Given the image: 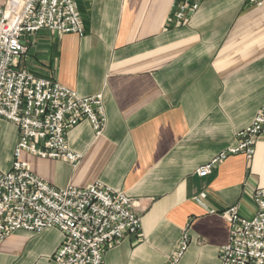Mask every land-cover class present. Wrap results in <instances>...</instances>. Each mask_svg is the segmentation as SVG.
<instances>
[{
	"label": "crops",
	"instance_id": "0c3cea01",
	"mask_svg": "<svg viewBox=\"0 0 264 264\" xmlns=\"http://www.w3.org/2000/svg\"><path fill=\"white\" fill-rule=\"evenodd\" d=\"M174 2L78 0L84 36L41 30L20 60L82 97L103 95V134L89 121L67 134L79 162L21 156L54 187L100 183L133 199L140 236L108 249L103 264H166L185 232L178 264H221L230 235L222 212L238 205L252 218L253 193L264 189V140L250 160L237 153L198 173L235 147L264 105V6L203 0L180 25ZM18 140L17 126L1 117V172L12 168ZM63 237L55 228L16 232L0 240V264H57Z\"/></svg>",
	"mask_w": 264,
	"mask_h": 264
},
{
	"label": "built area",
	"instance_id": "2783aa9c",
	"mask_svg": "<svg viewBox=\"0 0 264 264\" xmlns=\"http://www.w3.org/2000/svg\"><path fill=\"white\" fill-rule=\"evenodd\" d=\"M202 1L175 0V23L186 22ZM244 1L264 6V0ZM41 30L84 36L78 0H8L0 6V118L19 130L13 166L0 171V240L19 231L41 234L55 228L64 235L54 255L57 264H103L108 249L129 236H140L141 216L133 199L100 183L85 188L54 187L21 159L27 153L75 164L81 157L70 150L68 132L89 121L100 136L107 120L102 94L82 97L52 78L20 67L29 49L28 37ZM252 122L237 133L235 147L199 170L201 177L229 155L243 153L253 158L256 143L264 140V105ZM253 195L257 212L252 218L241 216L238 205L222 212L230 235L219 251L221 264H264V189ZM181 241L179 251L166 264L179 263L189 243L186 232Z\"/></svg>",
	"mask_w": 264,
	"mask_h": 264
}]
</instances>
